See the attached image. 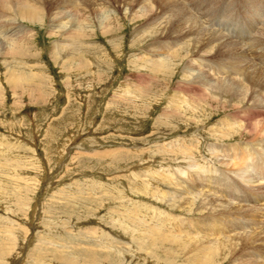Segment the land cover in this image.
<instances>
[{
    "label": "rangeland",
    "instance_id": "obj_1",
    "mask_svg": "<svg viewBox=\"0 0 264 264\" xmlns=\"http://www.w3.org/2000/svg\"><path fill=\"white\" fill-rule=\"evenodd\" d=\"M239 2H187L193 13L209 9L211 25L228 40L220 38L224 40L220 51L193 59L210 63L223 50L236 51L230 43L248 44L246 37H240L247 29L250 34L249 19L254 16L236 11L233 6ZM44 3L40 21L1 27V38L20 27L32 38L16 44L0 42V264H193L171 248L151 247L150 240L165 241L122 215L135 221L125 213L128 208L137 220H152L153 226L161 222L165 226L166 216L173 214L187 222L212 218H191L195 212L154 195L164 193L156 182L163 184V178L173 182L169 166L180 161L166 149L177 139L188 143L202 139L196 156L209 160L206 145L212 142L207 131L216 128L222 111L236 101L209 104L180 96L177 86L185 82V74L179 69H190L181 58L170 60L180 73L175 68L155 81L153 74L139 71L136 61L147 56L148 43L167 38L159 21L144 19L145 0ZM150 22L152 29L143 35ZM223 29L243 33L230 35ZM241 39H245L241 44L232 42ZM149 55L146 58L153 60ZM224 62L227 77L236 78L238 70ZM190 72L206 73L197 67ZM204 77L212 80L209 72ZM260 93L264 95V90ZM260 113L240 117L264 119L258 118ZM228 118L232 127L242 125L239 118ZM236 140L234 136L225 143ZM227 220L228 227L234 221L241 225L235 217ZM200 228L170 224L164 232L193 235ZM201 237L206 238L205 233ZM184 238L191 245L197 242Z\"/></svg>",
    "mask_w": 264,
    "mask_h": 264
},
{
    "label": "bare ground",
    "instance_id": "obj_2",
    "mask_svg": "<svg viewBox=\"0 0 264 264\" xmlns=\"http://www.w3.org/2000/svg\"><path fill=\"white\" fill-rule=\"evenodd\" d=\"M187 2L189 0H145L148 8H146L144 19L154 17V21H159L160 27L167 31L164 35L167 38L148 43L146 57H150L149 54H151L153 60L141 57L136 62L140 65L139 71L144 74H153L155 81L158 76L171 75L178 66L175 62H170L171 57H176V60L181 58L188 63L191 71L192 68L197 67V70L201 72L211 73L212 80L205 79L206 73L203 76L200 74L194 76L190 69L181 68L179 70H183L182 73L184 72L185 75L182 80L185 82L177 86L180 96L202 98L209 104L227 100L236 101L230 106V110L222 111L223 119L216 128H210L207 131L209 141L212 142L206 145L209 160L197 159L198 146L202 144V139L190 140L189 143L186 139H177L175 143L173 141L171 145H168L170 150L166 149L175 154L180 161L174 164V167L169 166L173 169V182H169L166 178H163V184L155 181L163 187L164 193L157 192L154 195L168 197V203L174 206L179 203L180 210L195 212L189 213L191 218L198 220L199 217L212 218L187 222L173 214L166 216L165 226L157 220L155 221L159 225L153 226L152 220L149 222L148 218V220H137L135 215H132L133 210L130 212L123 206L125 213H130L129 216L134 217L135 221H130L125 215H122V219L137 225L143 232L165 241L150 240L151 247L157 245L165 250L171 248L174 253L188 256L193 264H264V119L240 117L249 112L258 111L261 112L258 118H264V95L260 93L264 90V0H241L237 7L233 6L236 11L239 9L243 14L252 12L254 16L249 19L250 34L247 29L244 31L246 35L240 37H246L248 44L244 42L245 39L234 40L232 42L241 44L243 40L244 43L241 45L230 43L236 51L231 50L233 48L223 50L222 56L217 60L210 59V63L209 60L200 57L193 59V56L220 51L219 48H222L220 45L227 39L221 35L219 29L211 25L207 18L209 9H200L193 13L190 9L192 4ZM44 4V0H0V35L1 31H4L1 28L4 29V25L20 26V22L40 21L42 18L40 8ZM253 4L256 7H253ZM236 11H233V14H236ZM150 25L148 30L142 28L143 35H147L152 29V22ZM223 31L230 35L237 32L243 33L239 29L230 31L223 29ZM27 33V30L24 31L20 27L12 36L0 37V42L4 44L24 42L32 38ZM138 33L140 35V31ZM220 42L222 43L219 44ZM225 48L228 49L227 45ZM255 48H259V51L253 52ZM18 51L17 49L14 53ZM69 52L72 53L71 50ZM161 54L168 55L161 56ZM224 61H228L229 65L239 71L235 72L236 78L227 77L229 68ZM199 89L203 91L199 92ZM228 117L239 118L237 121L238 123L242 121V125L232 127ZM234 136L237 137L236 143H225L230 142V138ZM163 149L162 147L161 150ZM166 175L164 177H167ZM229 217H235L241 225L234 221L228 227ZM170 224L202 228L193 235L182 231L165 233ZM202 233H205L206 238L201 237ZM184 237L191 241L197 239V242L191 245V242L189 243Z\"/></svg>",
    "mask_w": 264,
    "mask_h": 264
}]
</instances>
